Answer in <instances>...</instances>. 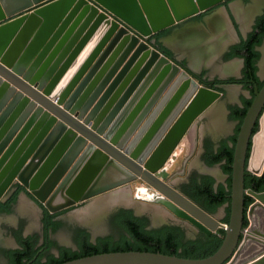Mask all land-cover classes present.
<instances>
[{
  "label": "water",
  "instance_id": "1",
  "mask_svg": "<svg viewBox=\"0 0 264 264\" xmlns=\"http://www.w3.org/2000/svg\"><path fill=\"white\" fill-rule=\"evenodd\" d=\"M224 1L0 0V200L22 186L55 214L107 201L141 182L155 191L152 204L208 234L224 231L220 248L205 258L119 251L60 264H255L264 258V192L245 186L246 176L264 173L251 168L264 85L256 87L238 133L229 222L170 180L177 150L222 93L203 86L150 39ZM246 195L253 198L248 207Z\"/></svg>",
  "mask_w": 264,
  "mask_h": 264
},
{
  "label": "flooded vegetation",
  "instance_id": "2",
  "mask_svg": "<svg viewBox=\"0 0 264 264\" xmlns=\"http://www.w3.org/2000/svg\"><path fill=\"white\" fill-rule=\"evenodd\" d=\"M238 3L239 5H242L245 7L246 5H250L249 8L252 9L254 12V16L251 18L252 20V28L251 31L248 32L246 37H243L244 39H247L248 36L254 31L256 28V25L259 23V20L264 19V0H228L224 1L222 4L217 5L205 12H201L198 15L192 16L180 23H178L175 26H172L167 30L166 34L159 38V41L162 44H166L167 38H171L174 36V33L176 31H186L191 34L197 35V38L194 40H202L203 37H206V39L203 41V45H208V44H213V45H218L220 43V32H214L212 23L213 19L216 18V16L221 13L222 10H224L228 17L229 20L231 19V24L233 25L238 24L239 27L241 28L242 24L240 23L239 19L237 18L236 14L233 11V4ZM260 5V8L258 7V10L256 8L257 5ZM228 10H226L225 8ZM247 8V9H249ZM246 9V8H245ZM222 14V13H221ZM251 22V21H250ZM236 31V29H235ZM212 32V33H211ZM237 32V31H236ZM212 36L210 39L209 37ZM186 39V37H185ZM154 44L156 43L155 35L150 39ZM233 40L228 41L222 48L225 46L229 47L224 50V53L219 56L225 58L228 51L232 49V47L241 44L242 41H238L237 43H233ZM185 43V42H184ZM181 43V44H184ZM264 47V40L260 46L257 47V50L260 51V48ZM221 51V50H220ZM218 51L216 53V56L219 54ZM261 57L257 63L258 66V72L257 76L259 78V82L263 83L261 86H259V82L255 81L252 78L247 79L244 77L242 71L239 75H235L232 77H216L213 79V81H208L207 80V75L205 76H200L197 72V70H194L193 72L195 73L197 79L201 81V84L205 87L212 88L214 90L220 91L222 93V97L215 103L214 106H212L197 122L195 126L196 130V139H198V142H202V149H199V152H196L195 155L200 159L201 162V168L200 169H189L187 174L184 177L176 176V182L178 186L182 187L185 189L186 186L191 185V183L194 180H197L198 183H205L206 180L209 178H214L215 179V184L214 187L217 188L220 185H226V182L228 180V175L224 173L222 169V165L224 162L216 164L214 166L209 165L207 160L209 159L210 156L207 154V145L212 144L213 149L216 151L220 149L222 146L223 142H228L231 137H233L236 134L237 127L239 125V122L231 118V106H236V104L228 103L227 106V120L230 119L231 122H233V128L230 131L226 130L222 134H218L217 130H213L214 125H216L217 122L220 120H223L222 113L218 114V109L215 107L216 104L221 101L227 99L229 96V87L233 86H241L247 93L243 94L240 97V102L237 104L238 106L242 107L243 106V101L242 98H247V99H254L255 97V89L256 87L259 88V90L263 87L264 85V73L261 74V61L263 60L264 53L261 52ZM218 57V58H219ZM211 58L212 55L208 56L206 59V62L201 61L200 63V68L206 67L207 63H211ZM215 58V59H218ZM222 58V59H223ZM214 59V60H215ZM188 63L190 62L189 59H187ZM183 65L185 63L181 62ZM213 63V62H212ZM186 65V64H185ZM200 70V69H199ZM208 73V72H207ZM229 78H235L237 80H242L246 83L249 84V87L246 88L244 87L243 84H238V83H228V84H219L216 87L211 85L214 80L219 79V80H227ZM210 79V78H209ZM251 82V83H250ZM218 115L220 117H218ZM216 118V119H215ZM220 119V120H218ZM221 122V121H220ZM203 127V131L201 132ZM212 129V130H211ZM201 149V150H200ZM190 161L188 162V164ZM215 166H219L221 175L223 177V181L221 182L220 175H216L210 171H206V167L209 169L214 168ZM205 167V169H203ZM187 169V167H186ZM178 178V179H177ZM184 178V180L182 179ZM181 179V180H180ZM174 183V185H175ZM250 189V188H249ZM27 194V195H25ZM249 196V195H246ZM16 197L15 200H13ZM31 198V199H30ZM32 194L28 193L26 189L22 186H15L13 189H11L6 196L0 200V217L1 216H9L13 215L14 213L18 212V208L21 205V202L26 201L29 204V207L35 213L38 215L37 219V225L35 227H32L30 225L31 219L29 218V215L26 213H23L21 216H19L16 220V222L13 224V227L10 228V238L12 239V242L10 245H6L4 242V236L0 234V256L5 258V261L7 264H14V257L18 254H16L18 251H27L29 253L28 257L24 259L25 264H39L40 262H47L51 257H61L64 255L66 250H72L76 251L80 248V242L83 240L84 236L89 237V240L92 243H97L100 239L101 240H106L108 237H112V235H94L93 230L90 225V220L87 217H81L82 213L88 209V204L89 203H84V204H78L74 205L72 207H69L65 210H62L60 212H57V214L51 221L46 219V210L42 204L34 203L32 201ZM229 203L224 204L221 206L217 212L215 213L217 215L218 212H223V218L221 219L222 221L224 218L227 216V207L229 206ZM250 204H247L246 206L248 207ZM152 206H156L159 208H162L160 205L153 204ZM164 208V207H163ZM132 210L135 216L138 217H146L149 219V229H155V228H160L165 225L168 226H179L185 230V235L186 239L188 240H199L203 239L205 236H211V233L208 234L205 231L199 229L195 225H193L191 222L188 220L179 218L173 214L175 217V222L172 224L169 223H164L159 227H154L153 223L155 222L154 219V212H152L150 215L148 214H142L138 212L136 207H133V205H127V204H117V206L114 208L112 206L108 207V209L105 211V217H109L108 219H111V222H113L114 218L123 210ZM166 209V208H165ZM48 211V210H47ZM49 214H52L48 211ZM170 215H172L169 212ZM67 217H76L78 218V222L76 224H73L71 226V232H72V239L69 240L68 242L61 241L60 238H58V234L64 229V226L66 225V219ZM170 218L174 221L172 216ZM53 223H57L56 226H52ZM72 224V223H71ZM30 229V230H29ZM218 235V234H217ZM206 240V238H204ZM1 264V263H0Z\"/></svg>",
  "mask_w": 264,
  "mask_h": 264
},
{
  "label": "trees",
  "instance_id": "3",
  "mask_svg": "<svg viewBox=\"0 0 264 264\" xmlns=\"http://www.w3.org/2000/svg\"><path fill=\"white\" fill-rule=\"evenodd\" d=\"M167 30L155 34V46L160 48L168 56H172V52L166 49L159 38L166 34ZM264 40V19L259 20L254 31L248 36L247 39L242 40L241 44L232 47L228 58L240 57L244 60L243 75L245 78L253 79L259 82L257 76L258 66L257 63L261 57L260 51L257 47L262 44ZM238 83L243 84L248 88L249 84L229 78L227 80L216 79L211 83L214 87L219 84ZM251 83V82H250ZM263 83L259 82V86ZM243 106H231V118L238 121L239 125L236 134L230 138L228 142H223L218 150L213 149V145H207V160L209 165H216L223 163L222 169L228 175L226 185L214 187L215 179L209 178L205 183H198L194 180L191 185L185 187V192L197 204L210 213L215 214L217 210L226 203H230L231 187H232V164L234 161L235 145L237 142L238 133L243 123L245 115L252 103V99L242 98ZM259 130V123L254 130V134ZM252 144H250L248 151V158L251 153ZM245 186L247 189H253L257 192H264V173L261 176L248 175L245 178ZM16 197L13 199L15 200ZM253 198L246 196V205L251 204ZM1 204V201H0ZM46 210V209H45ZM231 208L227 207V216L223 222L228 223L230 219ZM58 214V213H57ZM57 214H49L46 210V219L51 221ZM113 222L124 229L125 234L120 241H115L114 237H108L106 240H99L97 243H92L89 237L84 236L80 242V248L76 251L66 250L61 257H51L47 262H40L39 264H60L69 260L86 257L90 255L106 253V252H119V251H146V252H161L168 255H176L178 257L200 259L211 256L222 245L224 239V231L221 235L212 234L205 236L206 240H188L186 239L185 230L179 226L165 225L160 228L149 229V219L146 217L135 216L132 210L123 209L114 218ZM245 225L248 224L245 219ZM57 223L52 222V226ZM14 257V264H25L24 259L28 257L27 251H18Z\"/></svg>",
  "mask_w": 264,
  "mask_h": 264
},
{
  "label": "rangeland",
  "instance_id": "4",
  "mask_svg": "<svg viewBox=\"0 0 264 264\" xmlns=\"http://www.w3.org/2000/svg\"><path fill=\"white\" fill-rule=\"evenodd\" d=\"M249 6L246 5L245 8L247 9V8H249ZM258 7L260 8V5L259 4L256 6L257 10H258ZM254 12H253V14L250 17V20L254 16ZM237 18H238V16H237ZM252 24L253 23L251 21V22L248 23V25L245 26V28L243 26H241V28H240L238 24H236V25L235 24L233 25V23L231 24V19H230V27L232 26L231 28L234 29V30L236 29V31L239 33L240 41H242L243 40V37H246L247 34H248V32L251 31ZM184 32L185 33L184 34L182 33V35H180V36H176V37L170 38L168 40V42H169V44L171 46H173L175 48V54H176V56L179 59H182V58L185 57V59H189V61L191 63V66H193L190 57L193 56V54L195 56L197 52H200L201 51L200 49H202L205 46V45H203V41L206 39V37H203V39L201 41L200 40H194V39H191L190 38L191 40H189L188 43L183 44L184 46L182 47V49H178L179 48L178 46H179L180 43L187 42V41H185V37H188L189 32H186V31H184ZM230 32L231 31L228 29L227 33H230ZM237 32H236V37H237ZM220 36H221V33H220ZM211 37L212 36H210L209 39ZM236 37H235V40L232 42V44L233 43H237L239 41V39L236 38ZM241 38H242V40H241ZM208 45H210V44H208ZM211 51H212L211 52V55H212L211 63H207V66L203 68L204 71L206 70L208 72L207 73V76H208L207 77V80L208 81H213V79H215L218 76L219 77H222V78H225V77H223L221 75V72L223 70L222 69L223 68L222 66L224 65V60L221 57H219L218 59H215L217 57L216 56V53L218 52V50L214 49V50H211ZM199 67H200V64H199V66L197 68H194V69L199 70L200 69ZM226 77H232V76L229 75V76H226ZM243 94H246L248 96V93L241 86L236 85V86H233V87H229V94H228L229 97L227 99H225V100L219 101L216 104L215 107L217 109H221L222 110V112H220V113H222V116H223V120H221V122L219 121L220 124L218 122V124L216 123V125H214V129L217 130V133L219 135L222 134V133H224V131H226V130H228V131L231 132V130L233 128V122H231L230 119L227 120V106L226 105L228 103H232V104H236L237 105L240 102V97ZM223 111H225V112H223ZM263 120H264V115L262 117V126L260 125V130L258 131V133H260V131H261V133L264 131ZM261 133H260V135H258L259 137L257 136L258 137L257 143H258V141L260 139V136L262 137V134ZM182 156H183V154L181 155V157ZM181 157H180V159H178L176 165H175V162H174L173 165H172V167L170 168V171L169 172L171 173V179H172V181L174 179L176 180V176H180V177L181 176L182 177L186 176L187 174H185V173L188 172L189 169H197L198 170V169L201 168V165L202 164L200 162V159L197 157V155H193L190 158V163L188 164L187 169H185L186 170L185 173H183V174H175L174 175L173 171H176V169H179L180 170V168H182L181 165H179V164L182 163L181 162ZM203 169H205V167ZM205 170L206 171H210V172H212V173H214V174H216L218 176L219 175L221 176L220 167L219 166H215L212 169H210V168L208 169L206 167ZM182 179L184 180V178H182ZM138 187H142V186L139 185ZM143 188L146 189V193L145 194H141L139 192L140 190L137 191L136 188L135 189L134 188L132 189V191H133L132 192L133 193L132 195H131V191L129 192V194H127L125 192L123 194H127L128 196H126V197H130L131 204L134 203L133 204V207H136L137 209L139 208L140 210H142V211H140V213L150 215L152 212H154V219H155V222L153 223L154 227H159V226H161L164 223H169V224H172V222L174 223L175 222V217L173 216L172 213H171L172 215H170L169 214V211L167 209H166V211H164L165 210V207L163 208V206H161L163 208L162 209V208H159V207H155V206L152 207V206H148L147 205V203H146L147 201H145V200L146 199H150V195L152 196V193H155V191L153 189H151V188L146 187V185L143 186ZM138 195L140 197H137ZM115 199L116 198L114 197V198L109 199L110 201L107 200L105 202L106 205L103 206V208H102L101 214L99 216H97L96 218H89V219H93V220H90V225H91V228L93 230V234L94 235H103V236L112 235L114 237L115 241H120L122 239V237L124 236V234H125L124 229H122L121 227H119L118 225H116L114 222H111V219H108L109 217H107L108 215L106 217L104 215L105 214V211L108 209V207L110 205H112V207L115 208L117 206V204H119V203L116 204L115 202H113V201H115ZM150 203H152V202H150ZM94 204H96V203H93L92 205L88 206V209H86L81 214L82 215L81 217L84 218L85 217V214H87L89 208L91 206H93ZM122 204H125V203H122ZM127 205H128V203H127ZM23 213H26V214L29 215V218L31 219L30 225L32 227H35L37 225L38 215L35 213V211H33L31 209V207H29V204L27 203V200L26 201L23 200V202H21V205L19 206L17 213H14L13 215H9V216H1L0 217V234L2 236H4V242H5L6 245H10L11 242H12V239L10 238V228L13 227V224L16 222L17 218L19 216H21ZM157 216L159 218H157ZM170 216H172V218L174 219V221L170 218ZM217 216L218 217H221L222 216L221 212H218L217 213ZM66 222L67 223L64 226V229L58 234V238H60V240L61 241H64V242H68L69 240L72 239L71 226L73 224H76L78 222V218H76V217H67ZM0 263L1 264H7L6 261H5V258L2 257V256H0Z\"/></svg>",
  "mask_w": 264,
  "mask_h": 264
},
{
  "label": "bare ground",
  "instance_id": "5",
  "mask_svg": "<svg viewBox=\"0 0 264 264\" xmlns=\"http://www.w3.org/2000/svg\"><path fill=\"white\" fill-rule=\"evenodd\" d=\"M233 11L238 16L239 20L241 21L240 23L242 24V26L244 28H245L246 25H248V23L250 21H252V20H250V17L253 14L252 9H245V7H243L242 5H239L238 3H234L233 4ZM221 13H219L216 16V18L213 19V23H212V27H213L214 32H220L221 33L220 43L218 45L210 44V45L204 46L202 49H200L201 50L200 52L196 53L195 56L193 54V56H191L190 58H191V62L193 64L194 68H197L201 61H202V63L206 62V59L208 58V56H210V54L212 52L211 50L216 49V50L220 51L222 49V47L228 41L233 40L236 37V31L231 28L232 26L230 27V20H229V17L227 15V13L224 10H222ZM228 29L231 31L230 33H227ZM190 38L191 39H195V38H197V35H195V34L188 35V37H186V39H185V41H187V42H185L184 44L188 43L189 40H191ZM183 46L184 45L180 43L179 46H178L179 47L178 49H182ZM240 65L241 64H240L239 61L229 62L224 67L223 73L224 74H236L239 71ZM260 65H261V74H263L264 73V57H263V60L261 61ZM217 112H218V114H220V112H222V110L218 109ZM223 112H225V111H223ZM218 117H220V116L218 115ZM218 120H220V119H218ZM217 124H218V122H217ZM219 124H220V122H219ZM263 126H264V120H263ZM202 131H203V127H202L201 132ZM261 134H262V137L260 136V139H259L258 143H257V139H258L259 136L256 137L255 149H254L253 157H252V161H251V168L256 173L261 172V170L264 168V131ZM130 191L131 190H129V188H127L126 190L124 189L121 193H118L117 197H115L116 198L115 201H113V202H115L116 204L117 203H119V204L120 203H125V204L128 203V205H130V206L133 205L134 203L131 204V202H130L131 201L130 197H126V196H128L127 194H129ZM124 192L127 193V194H123ZM142 192L145 193V190H142ZM158 200H159V202H163L165 204H168L172 208H175L177 210V212L182 213V211H180L173 204H171L169 201L163 199L162 197H159ZM105 202L106 201L102 200L101 203L97 202L96 204L91 206L89 208L87 214H85V217H87V218H96L97 216H99L101 214L103 206L106 205ZM137 210H138V212L142 211L139 208ZM164 211H166V209ZM157 218H159V217L157 216ZM255 264H264V258L261 259L260 261H258Z\"/></svg>",
  "mask_w": 264,
  "mask_h": 264
},
{
  "label": "crops",
  "instance_id": "6",
  "mask_svg": "<svg viewBox=\"0 0 264 264\" xmlns=\"http://www.w3.org/2000/svg\"><path fill=\"white\" fill-rule=\"evenodd\" d=\"M172 38V37H171ZM236 38H238L239 40H240V38H239V33L237 32V37ZM170 38H167V41H166V44L164 45V44H162L166 49H168V50H170L171 52H172V56H170V57H172V58H174L175 60H177L178 62H183V63H185L184 65L185 66H188V67H190L193 71L194 70H197V69H194V67L193 66H191V63L189 62L188 63V61H187V59H185V57L184 58H182V59H179L177 56H176V54H175V48L173 47V46H171L170 44H169V42H168V40H169ZM234 40H235V38H234ZM241 40H242V38H241ZM226 48H229V47H227V46H225ZM222 48L221 49V51L219 52V54L217 55V57L216 58H218L219 56H221L223 53H224V50L226 49V48ZM231 51V50H230ZM230 51H228V53H227V55H226V57L225 58H223V57H221V58H223V60H224V65L222 66L223 68V70H224V67L226 66V64H228L229 62H232V61H239L240 62V67H239V71H238V73H236V74H224L223 73V70H222V73H221V75L223 76V77H225V76H234V75H239L240 73H241V71H242V69H243V67H244V60L242 61V58H240V57H232V58H228V54L230 53ZM238 59V60H237ZM241 59V60H240ZM182 64V63H181ZM204 67H202V68H200V70H197V71H194V72H197L200 76H205V75H207V71L205 70L204 71V69H203ZM198 145H199V148H201L202 149V142H198V139H196V130L195 131H193V132H191L190 134H188L187 136H186V138L184 139V141L182 142V144H181V147L179 148V150H177V152H176V160L174 161L175 162V165H176V163H177V161H178V159H180V157H181V155L183 154V156L181 157V164H179V165H181V167L182 168H180V170L179 169H176V171H173V173H174V175L175 174H183V173H185V169H186V167H188V162L190 161V158L193 156V155H195V153L196 152H198L199 150H197V148H198ZM200 149V150H201ZM201 151H203V149L201 150ZM184 168V169H183ZM190 168V167H189ZM220 173H221V170H220ZM221 175H223L222 173H221ZM220 179H221V182L223 181V177L222 176H220ZM170 180H172L171 179V177H170ZM173 182L175 183L176 182V180L174 179L173 180ZM139 185H141V182H137V184H135V185H133V188L135 189L136 188V190L137 189H139L138 191L141 193V194H145L146 193V189L145 188H143V187H138ZM175 186H176V188H178L179 190H181L183 193H185L187 196H188V194L185 192V190H184V188H182V187H180V186H178V184L177 183H175ZM143 188V189H142ZM142 190H145V193H143L142 192ZM133 192V191H132ZM131 192V194H133ZM154 196H155V194L154 193H152V196H150V198H154ZM137 197H140V196H137ZM190 197V196H189ZM191 198V197H190ZM145 201H147L146 203H147V205L148 206H152L153 204L152 203H150L149 202V199H146ZM153 207V206H152ZM156 207V206H155ZM222 214V216L221 217H219L220 219L221 218H223V212L221 213Z\"/></svg>",
  "mask_w": 264,
  "mask_h": 264
}]
</instances>
